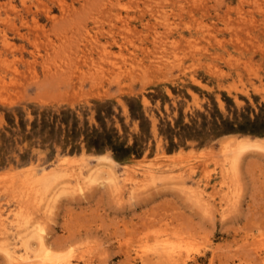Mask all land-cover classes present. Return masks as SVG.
I'll list each match as a JSON object with an SVG mask.
<instances>
[{
    "label": "rangeland",
    "instance_id": "rangeland-1",
    "mask_svg": "<svg viewBox=\"0 0 264 264\" xmlns=\"http://www.w3.org/2000/svg\"><path fill=\"white\" fill-rule=\"evenodd\" d=\"M62 1L0 0V222L12 240L33 237L40 254L42 227L66 264H172L153 253L168 237L184 264H264V149L232 168L224 153L264 145V0Z\"/></svg>",
    "mask_w": 264,
    "mask_h": 264
},
{
    "label": "bare ground",
    "instance_id": "bare-ground-1",
    "mask_svg": "<svg viewBox=\"0 0 264 264\" xmlns=\"http://www.w3.org/2000/svg\"><path fill=\"white\" fill-rule=\"evenodd\" d=\"M61 1V3L63 2L62 0H60ZM162 1V0H161ZM45 2V1H44ZM109 2H113V1H108V3ZM156 2V1H155ZM27 4V3H26ZM47 4V3H46ZM64 4V3H63ZM113 5L115 4L116 6H119V5H117L116 4V2L114 3H112ZM111 4V5H112ZM123 4H125V2L123 3L122 2V5ZM138 4V3H137ZM6 5V4H5ZM165 5V4H164ZM126 7H127V5H125ZM15 7V6H14ZM113 7V6H112ZM115 7V6H114ZM147 7V6H146ZM16 8V7H15ZM122 8V7H121ZM131 8H133V7H131ZM138 8H141V7H138ZM62 9H63V7H62ZM68 9V8H67ZM127 9H129V8H127ZM126 9V10H127ZM64 10H66V9H64ZM125 10V11H126ZM259 10V9H258ZM67 11V10H66ZM69 11V10H68ZM143 13V12H142ZM165 13V12H164ZM193 13V12H192ZM53 14V13H52ZM66 14V13H65ZM47 15H48V13H47ZM170 15V14H169ZM173 15V14H172ZM171 15V16H172ZM176 15V14H175ZM192 15V14H191ZM230 15V14H229ZM62 16H64V15H62ZM119 16V15H118ZM128 16V15H127ZM163 16V15H162ZM120 17V16H119ZM64 19H65V17H64ZM116 19H117V17H116ZM147 19V18H146ZM161 20H163V18L161 19ZM171 20V19H170ZM149 23V22H148ZM161 23H162V21H161ZM163 23H165V22H163ZM171 24L172 23H168V27H167V29L169 28V26H170V28L169 29H171ZM175 24V23H174ZM200 24V23H199ZM203 24V23H202ZM163 25V24H162ZM166 26H167V24H165ZM123 26H124V24H123ZM147 26H148V24H147ZM165 26V27H166ZM202 26V25H201ZM118 27V26H117ZM164 27V26H163ZM200 27V26H199ZM121 28H122V26H121ZM174 28V27H173ZM201 28V27H200ZM191 29V28H190ZM202 30V29H201ZM204 30V29H203ZM208 30V29H207ZM211 30V29H210ZM167 31V30H166ZM209 31V30H208ZM121 32V31H120ZM88 33V32H87ZM123 33V32H122ZM213 33V32H212ZM156 34H158V32L156 33ZM155 34V35H156ZM119 35H120V33H119ZM212 35V34H211ZM161 37V36H160ZM166 37H167V35H166ZM125 38H128L127 36L125 37ZM157 38V37H156ZM162 38V37H161ZM206 38V37H205ZM159 39V38H158ZM193 39H194V37H193ZM207 39V38H206ZM124 40H126V39H124ZM165 40V39H164ZM169 40V39H168ZM123 41V40H122ZM157 41V40H156ZM177 41V40H176ZM129 42V41H128ZM163 42H165V41H163ZM220 42V41H219ZM179 43V42H178ZM196 43V42H195ZM131 44V43H130ZM162 44H164V43H162ZM189 44V43H188ZM132 45L133 46H135L133 43H132ZM169 45H171V44H169ZM168 45V46H169ZM175 45V44H174ZM179 45V44H178ZM202 45V44H201ZM195 47V46H194ZM164 48H166L165 46L163 47V49ZM179 48V47H178ZM170 49H172V45H171V48ZM174 52H175V46H174ZM193 49V48H192ZM83 51V50H82ZM164 51V50H163ZM166 51V50H165ZM173 51V50H172ZM173 52V53H174ZM191 52H192V50H191ZM172 53V52H171ZM103 56H106V57H108L109 59H108V61L110 60V58H111V54H112V52H110L109 50H108V48L107 47H105L104 48V50H103ZM122 55V54H121ZM124 55V54H123ZM165 55V54H164ZM169 55V54H168ZM162 56V55H161ZM160 56V57H161ZM174 56V55H173ZM177 56V55H176ZM182 56H183V54H182ZM124 56H121V58H123ZM125 58H127V57H125ZM164 58V57H163ZM162 58V59H163ZM166 58V60H167V56L165 57ZM173 58V57H172ZM171 58V59H172ZM180 58V56H178V59ZM93 59V58H92ZM124 59V58H123ZM123 59H121L122 61H123ZM161 59V58H160ZM171 59H169V60H167V62L168 61H170ZM173 59H176V58H173ZM181 59V58H180ZM113 60V59H112ZM111 60V61H112ZM165 60V59H164ZM166 60L165 61H163L164 63L166 62ZM182 60V59H181ZM110 61V62H111ZM115 61V60H114ZM114 61L113 62H111L113 65H114ZM120 61V60H119ZM125 62H127V60L125 59L124 60ZM123 61V63H125ZM175 61V60H174ZM180 61V60H179ZM178 61V62H179ZM133 62V61H132ZM132 62H131V64H132ZM176 62V61H175ZM121 64V63H120ZM126 64V63H125ZM146 64V63H145ZM171 64V63H170ZM180 65V64H179ZM168 66H170V65H168ZM121 67V66H120ZM125 67H126V65H125ZM135 69V67L133 68V70ZM128 70V69H127ZM114 71V70H113ZM116 72V71H115ZM120 72V71H119ZM122 72H124V69H122ZM129 72H130V70H129ZM132 73H130V75H131ZM145 74H146V71H145ZM135 75V74H134ZM141 75V74H140ZM120 76H121V74H119V79H120ZM148 76V75H147ZM152 126L154 127V129H155V131H157V126H158V121H157V119H156V117H154V116H152ZM251 147H259V148H261V149H264V145H262V143H258V142H256V141H253V140H251V139H248V138H243V139H240L239 140V142H236L235 144H226V146H224V148H225V151H224V148H223V151H224V153L226 152L227 153V155L230 157V159L229 160H232V161H230V164L229 165H232L230 168H232V167H234L233 165L235 164V165H237L238 163H237V160L239 161V159H240V157L242 156V152H244V150H247L248 148H251ZM223 153V154H224ZM225 153V154H226ZM222 154V156L223 157H225L224 155ZM227 156V157H228ZM228 157V158H229ZM68 158V156L67 157H65L64 158V162H63V165H65L66 163H68V161L67 160H69V158ZM104 158V162H106V159L107 160H109V162L110 163H117L114 159H112V158H110L109 156L108 157H103ZM227 158V159H228ZM96 159H98V158H96ZM225 159V158H224ZM223 159V160H224ZM62 160V159H61ZM98 160H100V161H102L103 159H101V158H99ZM228 160V161H229ZM70 161V160H69ZM83 161V160H82ZM100 161H98L99 163H97V164H94L95 166L94 167H89L88 169H87V173L88 174H90V176L91 175H93L92 174V172H94L95 170H98V169H102L101 168V166H102V164H100ZM79 162V161H78ZM71 163V162H70ZM226 164V163H225ZM70 165V164H69ZM87 165V164H86ZM105 165V164H104ZM108 165V164H107ZM224 165V164H223ZM33 167V166H32ZM86 167H88V165L86 166ZM103 167V166H102ZM107 169V167H104V169ZM222 168H223V170H224V166H222ZM229 167H228V165H226V168H225V170L223 171L224 172V174H227V172L229 171V170H231ZM44 169V168H43ZM111 170H109V173L110 174H116V170H115V168L114 167H112V168H110ZM237 169H238V167H237ZM233 171H234V169H232ZM56 171V170H55ZM104 171V170H103ZM233 171H232V173H233ZM43 172V171H42ZM46 172H48V170L46 171ZM51 172V171H50ZM50 172H48V173H50ZM60 172V171H59ZM96 172H99V171H96ZM222 172V173H223ZM234 172H237V171H234ZM47 173V174H48ZM52 173V172H51ZM23 174V173H22ZM43 174H45V177L47 176L46 175V173H45V169H44V173ZM109 174V175H110ZM171 174V173H170ZM31 175V178H35L36 177V174L35 175H32V174H30ZM29 175V176H30ZM49 175V174H48ZM64 174L62 173V176H63ZM230 175V174H229ZM87 176V175H86ZM166 176V175H165ZM168 176V175H167ZM13 177H16V176H13ZM24 177H25V174H24ZM37 177H39L38 176V174H37ZM36 177V179H38ZM41 177V176H40ZM58 177V176H57ZM65 177H66V175H65ZM18 178V177H17ZM49 178V177H48ZM161 178H162V175H161ZM169 178V177H168ZM43 179V178H42ZM31 180V179H30ZM29 180V181H30ZM49 179H46V182L48 181ZM9 182H10V179L8 180ZM7 181V182H8ZM27 181V180H26ZM6 182V183H7ZM8 182V183H9ZM12 182L13 181H11V183L10 184H12ZM15 182V181H14ZM13 182V187H14V183ZM19 182H20V177H19ZM24 182V181H23ZM33 183V182H32ZM68 183V182H67ZM17 184V183H16ZM35 184V183H34ZM44 184V183H43ZM47 184V186L49 187L50 186V184L52 185H55V183H51L50 182V184H49V182L48 183H46ZM9 185V184H8ZM22 185H24V184H22ZM36 185V189H38L37 187H39V185H40V183L38 184V182L35 184ZM34 185V186H35ZM18 186H20L19 184L18 185H16L15 186V188H17ZM66 186V185H65ZM24 187H25V185H24ZM23 187V188H24ZM44 187H45V184H44ZM56 187V186H55ZM55 187H53V189L55 188ZM58 187V186H57ZM68 187H69V185H68ZM14 188V189H15ZM23 188H22V191H23ZM47 188V187H46ZM46 188H44V189H46ZM50 188V187H49ZM65 187H63L62 189H64ZM25 189V188H24ZM29 189V188H28ZM41 189H43V187L41 186ZM48 189V188H47ZM58 189H60L59 187H58ZM66 189V188H65ZM63 190V192L65 191V192H67V191H69L70 193H72L71 192V190L70 189H67V190ZM78 189L80 190V191H83L84 189H85V186L84 185H81V184H79V186H78ZM38 190H40V189H38ZM56 190V189H55ZM61 190V189H60ZM79 190H77V192H79ZM31 191H32V193H33V197H34V195H35V197H34V199H37V196H36V193H34V190H32V188H31ZM43 191H45V190H43ZM43 191H40L41 193L43 192ZM47 191V190H46ZM49 191V190H48ZM48 191H47V193H48ZM73 191V190H72ZM17 192H19V191H17ZM29 192V191H28ZM39 192V193H40ZM52 192V191H51ZM56 192V191H55ZM57 192H58V194L57 195H59V191L57 190ZM75 192V191H74ZM40 193V195L42 196V194H45L46 195V193H42L41 194ZM24 195H25V193H23ZM30 195H31V192H30ZM51 195V194H50ZM19 196H20V198H21V194H19ZM32 196V195H31ZM40 196V197H41ZM54 196H55V194H54ZM54 196H48V197H52L54 200H55V197ZM30 197V196H29ZM26 198V197H25ZM32 198V197H31ZM23 199V198H22ZM27 199V198H26ZM42 197H41V203L43 202L42 201ZM50 199V198H49ZM52 199V200H53ZM31 200V199H30ZM23 202H24V199H23ZM39 203V202H38ZM47 204H48V202H47ZM46 204V205H47ZM49 204H51V203H49ZM39 205V204H38ZM18 206H20V205H18ZM22 206H23V204H21V208H22ZM26 207V206H25ZM25 207H23L24 208V210H25ZM1 208V207H0ZM22 208V209H23ZM3 209V208H2ZM17 209V208H16ZM20 209V208H19ZM1 210V209H0ZM10 210V209H9ZM26 211V210H25ZM24 211V212H25ZM12 212V211H11ZM20 212H22V210L20 209L19 210V213ZM13 213H16V211L14 212L13 211ZM18 213V214H19ZM23 213V212H22ZM22 213H20L21 215H22ZM17 214V213H16ZM28 214V213H27ZM225 214V213H224ZM224 214H222L223 216H225ZM23 215L25 216V213H23ZM29 215V214H28ZM27 216V215H26ZM25 216V217H26ZM30 217V215L27 217V218H29ZM22 218H24V217H22ZM31 218V217H30ZM29 218V219H30ZM18 218H15V220H17ZM12 220V219H11ZM19 220V219H18ZM17 220V221H18ZM28 220V219H27ZM13 221V220H12ZM17 221H15L14 223H16ZM23 222V221H22ZM30 222H31V220H30ZM27 222L25 221V224H26ZM32 223V222H31ZM44 223V221L42 222V224ZM17 224H19V222H17ZM16 224V225H17ZM32 224H34V223H32ZM20 225H22V223H21V221H20V224H19V226ZM28 225V224H27ZM38 225H39V222H38ZM18 226V227H19ZM23 227H24V224L22 225ZM23 227H20V228H22V230H23ZM27 228V226L25 227V229ZM16 229V228H15ZM17 230H18V228H17ZM16 230V231H17ZM20 230V229H19ZM26 230H28V231H30L31 229H29V228H27ZM46 230V229H45ZM44 230V228H42V227H37V228H35L34 229V231L32 230V232H34V237H36V239L38 240V243H39V246H40V251H41V253L40 254H32V250H31V246H30V244H33V243H31V240H32V238L33 237H31V240H29L30 241V244H28L29 243V241H27V242H25V241H22L21 240V238L19 237V236H17L16 234L14 235V237L16 238V242H14L12 239V235L11 234H13L12 233V230H11V228H9L8 226H7V222L4 220V218L1 220V222H0V232H1V243H0V251L2 252V251H4L7 255V260H9L8 262H10V264H66V261H64V257L63 256H61L60 254H57V253H61V252H55L54 251V249H52L53 251H54V253L55 254H53V252H52V250L48 247L49 246V244L47 245V240H46V238H47V236H46V234H45V232L47 231H45ZM25 231V230H24ZM27 231V232H28ZM21 232V231H20ZM16 233H18V231L16 232ZM31 233V232H30ZM30 233L28 232V234L30 235ZM48 233V232H47ZM21 235H22V233H20ZM25 234V236H26V232L24 233ZM27 234V235H28ZM18 235H19V233H18ZM23 236V235H22ZM46 236V237H45ZM27 237V236H26ZM29 237V236H28ZM24 238V237H23ZM25 239V238H24ZM28 239H30V238H27V240ZM177 239V238H176ZM179 239V238H178ZM177 239V240H178ZM161 240V239H160ZM181 240V239H180ZM180 240H178V242L176 241V240H174V239H172V238H170V237H168V238H165V239H163V240H161V242L160 241H158L160 244H154V247H155V245H160L158 248H157V246L155 247V248H157L156 249V251L154 252L153 250H151V248H150V250L151 251H153V253H155V258H157V261H161V263H164V261H163V258H166V260H167V258L169 259V261H167V262H172L171 260H175L176 262H179L178 264H184V263H186V260H184V252H185V254H186V251H184L183 252V250L184 249H182V247H181V245H180ZM35 241V240H34ZM180 241V242H179ZM20 243V244H19ZM182 244L185 246L186 244L185 243H183L182 242ZM35 245V244H34ZM150 245V244H149ZM36 246V245H35ZM34 246V247H35ZM32 247H33V245H32ZM34 247H33V249H34ZM147 247V246H146ZM151 247V246H150ZM261 247V246H260ZM262 247H264L263 246V244H262ZM37 248V247H36ZM148 248V247H147ZM257 248V247H256ZM258 248H259V246H258ZM145 250V249H144ZM144 250H142V251H144ZM155 250V249H154ZM261 250V249H260ZM260 250H257V251H260ZM34 251H36V250H34ZM148 252H149V250H147ZM130 252V251H129ZM62 253H64V252H62ZM137 254H141V252L140 251H138V252H136ZM145 253H146V251L145 252H143V255H145ZM57 254V255H56ZM147 254V253H146ZM143 255H138V257L137 258H140V259H144V261H145V258H143L144 256ZM186 255H188V254H186ZM135 256H137V255H135ZM135 256H133V257H135ZM146 256V255H145ZM147 256H148V254H147ZM66 257H67V255H66ZM80 257H82V256H80ZM83 258H84V255H83ZM90 259V258H89ZM162 259V260H161ZM66 260V259H65ZM174 261V262H175ZM7 262V263H8ZM131 262H133V261H131ZM166 262V261H165ZM174 262H172V264H174ZM175 262V263H176ZM78 263V262H77ZM76 263V264H77ZM134 263V262H133ZM9 264V263H8ZM89 264V263H88Z\"/></svg>",
    "mask_w": 264,
    "mask_h": 264
}]
</instances>
